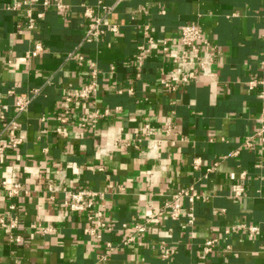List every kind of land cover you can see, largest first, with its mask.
Returning <instances> with one entry per match:
<instances>
[{
  "label": "crops",
  "instance_id": "1",
  "mask_svg": "<svg viewBox=\"0 0 264 264\" xmlns=\"http://www.w3.org/2000/svg\"><path fill=\"white\" fill-rule=\"evenodd\" d=\"M54 1L0 0V137L9 141L16 122L22 139L1 157L0 177L21 189L11 198L0 191V213L17 223L0 226V264H264V141L243 145L264 110L260 88L247 85L264 76V0H124L107 18L119 31L90 43L85 11L103 16L99 5L115 0H63L64 12ZM15 3L18 10L7 9ZM196 24L216 54L213 74L167 90L159 79L175 66L161 43L176 52L179 28ZM149 38L155 43L137 78V47ZM36 45L42 50L32 56ZM94 67L95 97L67 103ZM19 97L31 101L22 114ZM105 110L92 125L90 114ZM235 183L242 198L231 195ZM188 188L200 195L180 200L183 212L194 209L193 225L165 217L133 231ZM78 190L95 194L100 218L66 215L61 203ZM164 247L174 255L164 258Z\"/></svg>",
  "mask_w": 264,
  "mask_h": 264
},
{
  "label": "built area",
  "instance_id": "2",
  "mask_svg": "<svg viewBox=\"0 0 264 264\" xmlns=\"http://www.w3.org/2000/svg\"><path fill=\"white\" fill-rule=\"evenodd\" d=\"M124 0H115V3L111 6H106L103 4L99 5V8L103 11V16H98L96 14V9L88 8L85 11V16L87 18V28L85 31V35L83 37V41L86 43H90L100 39L107 31L111 33H117L119 28L117 25H109L107 24V18L117 9L118 5L121 4ZM21 3H15L7 7L9 10H18L21 7ZM52 5L49 2H45L44 6L48 7ZM53 6L56 7L58 11L64 12L67 10V6L63 4V0H55ZM264 12V11H263ZM28 29H32L34 27V20L31 16L28 17ZM107 25V27H106ZM262 40L264 42V34L262 35ZM149 46L139 45L137 47V54L135 56L133 66L135 68L136 77H141V69L143 67L144 61L147 57L151 55L152 46L154 45V41L149 38ZM177 47L176 52H171L170 44L168 41H162L161 43V52L164 56H168L175 68L169 71L167 77H161L159 79L160 85L170 91H177L178 89L189 85L195 81H199V78L211 77L213 74L212 66L215 62L216 54L212 51V43L209 40L207 34L204 29L200 25H183L179 28L178 37H177ZM42 50L41 45H36L35 49L32 51V56H36ZM81 62H83L84 58L82 56L78 57ZM261 66L264 68V52L261 54ZM115 67H111V71H114ZM98 74L97 68L94 67L91 71L92 79L81 89L73 91V93L66 98V102H76L85 99H89L91 97H95L98 91V82L96 80ZM249 89L260 88L259 90V98L264 99V76L261 78H256L248 82ZM132 90H129L131 92ZM30 99L26 97H19L15 104V109L18 114L24 113L29 104ZM68 113V111H67ZM108 111H94L90 114V122L94 125L99 119L107 116ZM61 121L63 117L59 118ZM12 128L8 132V140L4 142L3 138L0 137V163L2 155L8 150L17 149L21 143L22 139H20L17 135L18 124L13 122ZM149 125H146V130L149 131ZM169 134V129L165 132ZM149 137V136H148ZM258 137L262 141H264V110L261 117L260 128L254 135L248 136L244 140V147L253 148L255 143V138ZM155 139H151L150 150H153L156 146ZM21 189V185L17 182H8L0 177V191H4L8 197H13L19 193ZM95 194H92L89 191L78 190L76 192H67L64 201L61 203L62 209H64L66 215L67 212L73 213H82L86 216L88 221H94L95 218H100L101 213L99 211L94 210L93 204L91 202V198ZM231 195L232 197L239 199L244 195V187L241 183H235L231 187ZM91 197V198H90ZM187 198L190 203H194L195 201L200 199V195L192 188L184 189L180 193H178L174 200L168 204L166 207L161 208L154 212L152 215L146 217L144 223H140L134 225L133 231L137 233L146 232L148 224L152 222L159 221L165 217H168L172 220H177L181 216H185L190 225L195 223L196 217L194 213V209L191 207L189 210L183 212L184 208L181 205V199ZM13 209V206H10ZM0 226L6 228L11 231L17 228V223L15 220L7 219L4 214L0 213ZM98 227L106 228V230L111 231V228L108 224L104 222L98 223ZM126 228V225H124ZM45 233L52 232L53 228H42ZM248 230L251 234L257 233L259 230L257 227H248ZM89 232L91 234L94 233V230L90 229ZM12 240L15 242H20L21 238L18 235L12 236ZM134 240L133 236L129 237L125 244L131 243ZM213 247V242L209 241L204 245V252H211ZM175 250L172 247H164L162 256L164 258H170L174 255Z\"/></svg>",
  "mask_w": 264,
  "mask_h": 264
}]
</instances>
